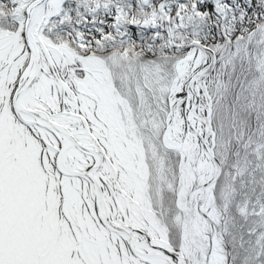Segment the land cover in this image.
Instances as JSON below:
<instances>
[{"label":"snow or ice","instance_id":"6c2138e0","mask_svg":"<svg viewBox=\"0 0 264 264\" xmlns=\"http://www.w3.org/2000/svg\"><path fill=\"white\" fill-rule=\"evenodd\" d=\"M0 264H264V0H0Z\"/></svg>","mask_w":264,"mask_h":264}]
</instances>
